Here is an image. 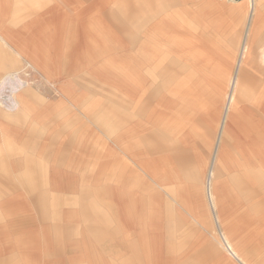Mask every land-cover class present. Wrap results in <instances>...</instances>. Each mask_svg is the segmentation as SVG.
<instances>
[{"label":"crops","instance_id":"1","mask_svg":"<svg viewBox=\"0 0 264 264\" xmlns=\"http://www.w3.org/2000/svg\"><path fill=\"white\" fill-rule=\"evenodd\" d=\"M249 6L246 18L247 4L224 12L216 0H162L157 14L148 2L144 39V0H0L3 264H17L15 252L19 264L204 263L195 241L206 226L184 221L193 204L171 200L168 188L182 194L194 182L186 169L198 158L197 126L206 135L199 115L220 120L215 158H233L238 189L264 175L260 0ZM234 79L253 84L239 94L241 126L225 120ZM218 182L213 167L206 188L219 225ZM250 217L238 234L252 258L221 228L217 239L264 264V245L249 243L264 230Z\"/></svg>","mask_w":264,"mask_h":264},{"label":"rangeland","instance_id":"2","mask_svg":"<svg viewBox=\"0 0 264 264\" xmlns=\"http://www.w3.org/2000/svg\"><path fill=\"white\" fill-rule=\"evenodd\" d=\"M168 1V0H167ZM202 1V0H200ZM209 1V0H207ZM153 2V5L155 7L154 10L157 14H159L163 9H159V7H162V0H144V39L147 37V25L149 24L147 22V17L150 13L146 9L147 3ZM220 8L224 12H229L232 10V4H247V7L244 9V13L247 15L249 14V10L251 9L248 0H216ZM158 3L161 4V6H158ZM260 11H259V17L261 20V28H260V35L257 37L261 40V45L264 43V0H260ZM159 9V10H158ZM158 10V11H157ZM184 22L192 23L190 26L193 28L198 29V26L193 22V20H186L184 19ZM148 23V24H147ZM247 19L244 21V33L241 34V37L245 36V33L247 31ZM264 54V49L262 47L261 55ZM182 67V66H181ZM235 67L231 66L229 67V70L231 72L230 76L233 74V69ZM184 73V70L181 69V74ZM156 88H158L156 82H153L150 90L156 91ZM151 93V92H150ZM152 94V93H151ZM155 99V98H153ZM218 118L213 120L212 125L206 121L204 116H198V121L202 122V124L205 126L206 129V135L203 136V140L201 137L200 129L197 126V138L195 140V145L197 146V152L198 158L196 160V164L193 163L190 168L187 167L186 173L189 172L195 177L193 184L186 190V193L179 194L177 186L175 188H168L171 192L169 195L171 200L175 201V197L177 198L178 203L185 204L190 203L191 205V213L188 211H181V213L184 215V221L191 222L194 219V216L198 218V220H201L202 223L206 226V228H202L203 234L201 236H198L196 238L195 243H197L196 248H200L202 246V254L205 255V260L203 264H238L237 262H233L229 260L228 258V252L227 250L223 249L222 244H219V240L217 239L219 237V230L220 228L224 233H226L230 238L232 239L233 243L236 247H239V249L244 252L248 253L252 256V252L248 251L247 246L240 241L241 235L238 234L239 232L242 234H247L248 230L252 228L253 220L251 221L250 216H255L254 223L258 222L260 224V228L264 230V222L259 219L260 216L264 218V175L257 174V176L252 177V180L248 179L245 180L243 183L240 184L238 189V178L236 176V170H235V162H231L233 158L229 155V153L220 154L217 153V156L215 158V151L217 147V141L220 134V120H217ZM201 140V141H199ZM199 142L202 143L199 144ZM228 149V148H227ZM202 155V156H200ZM223 156V157H222ZM228 161V163H227ZM230 161V162H229ZM217 170L218 172V186L216 187L217 191V198L218 204L215 208V211L217 215L220 217V223L217 224L214 216V212L212 210L207 188H206V180L209 173V170L213 168ZM194 171V172H193ZM185 174V172H184ZM151 181L150 179H148ZM162 185L167 186L166 182L167 179H161ZM174 181V180H173ZM178 181V180H177ZM174 196V197H173ZM177 203V205H179ZM176 205V206H177ZM178 212V215L182 217V214L180 215V212ZM59 214V212H57ZM55 215V212H54ZM176 221L181 223L180 218H177ZM187 222V223H188ZM258 225V224H257ZM198 227H200L198 225ZM180 234L178 231V227L176 228L174 235ZM221 235V233H220ZM250 238V237H249ZM250 244H258L262 247L264 245V238L261 239V237H253L251 236ZM188 239L190 242L187 244L188 252L190 253L195 248L191 244V238ZM194 240V239H193ZM222 240V239H221ZM246 243H248L246 241ZM62 243H58V245L54 244V254L59 252L61 254V248ZM198 246V247H197ZM188 253V254H189ZM11 255H14V261H18L17 264H19V259L17 258V253H12ZM55 259V255H54ZM228 259V260H227ZM6 260L4 258H0V264H3ZM257 264H260L257 263Z\"/></svg>","mask_w":264,"mask_h":264},{"label":"bare ground","instance_id":"3","mask_svg":"<svg viewBox=\"0 0 264 264\" xmlns=\"http://www.w3.org/2000/svg\"><path fill=\"white\" fill-rule=\"evenodd\" d=\"M249 5L250 4H253V0H249V3H248ZM255 7V9H256V5L254 6ZM256 10H258V9H256ZM251 11V10H250ZM257 12V11H256ZM259 12V11H258ZM255 13V12H254ZM254 18V17H253ZM247 52H248V49H246L245 50V55L247 54ZM249 59V58H248ZM217 69V68H216ZM220 70V69H219ZM221 73V72H220ZM248 87V90H252V88H253V84H250V83H243V82H240V81H238V80H235L234 79V81H232V82H230L229 83V90H230V94H229V96H228V101L226 102V116H225V120H227V119H229V120H231V121H233V122H235L236 123V126H241L242 125V123H241V125H239V123L237 122V119H236V116H234V114H235V112H236V108H237V106L239 105V101L241 100V97H240V92H241V90L242 89H245V88H247ZM227 96V95H226ZM200 102V104H203L204 105V103L201 101V100H199V99H196V105H198L199 103H198V101ZM218 100V99H217ZM232 112H233V114H232ZM256 114V113H255ZM257 120V119H256ZM255 121V120H254ZM258 121V120H257ZM225 124H226V122H225ZM247 129V128H246ZM250 132V131H249ZM251 134V133H250ZM246 135V134H245ZM248 136H249V134H248ZM251 137V136H250ZM253 138V137H252ZM254 140V139H253ZM233 142V141H232ZM225 145V144H224ZM227 147V146H226ZM257 150L255 149V150H253L251 153L252 154H255V152H256ZM262 151V153H264V151L263 150H261ZM231 152V151H230ZM236 153H237V151H236ZM259 157V156H258ZM242 159V158H241ZM264 163V162H263ZM260 167V166H259ZM261 168V167H260ZM216 180V179H215ZM214 183V182H213ZM213 188V187H212ZM214 190V189H213ZM214 193H215V190H214ZM217 194V193H216ZM218 202V201H217ZM222 238H223V243H224V245H225V248H226V250L228 251V253L235 259V260H237V261H239L240 263H242V264H252L251 263V261L250 260H248L247 258H244L243 256H242V254L234 247V245L232 244V242L229 240V238L226 236V235H223L222 234ZM262 264V263H261Z\"/></svg>","mask_w":264,"mask_h":264}]
</instances>
